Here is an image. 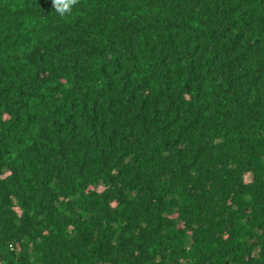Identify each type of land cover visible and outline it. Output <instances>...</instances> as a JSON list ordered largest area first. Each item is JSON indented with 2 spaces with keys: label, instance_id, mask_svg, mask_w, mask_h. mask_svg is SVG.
<instances>
[{
  "label": "trees",
  "instance_id": "obj_1",
  "mask_svg": "<svg viewBox=\"0 0 264 264\" xmlns=\"http://www.w3.org/2000/svg\"><path fill=\"white\" fill-rule=\"evenodd\" d=\"M0 0V264H264V0Z\"/></svg>",
  "mask_w": 264,
  "mask_h": 264
},
{
  "label": "clouds",
  "instance_id": "obj_2",
  "mask_svg": "<svg viewBox=\"0 0 264 264\" xmlns=\"http://www.w3.org/2000/svg\"><path fill=\"white\" fill-rule=\"evenodd\" d=\"M80 3V0H52L54 13L60 18H66L73 15L74 9Z\"/></svg>",
  "mask_w": 264,
  "mask_h": 264
}]
</instances>
